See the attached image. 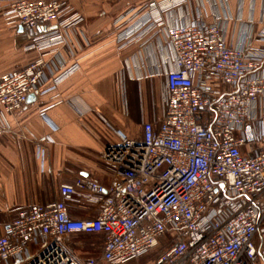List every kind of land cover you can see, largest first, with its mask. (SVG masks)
<instances>
[{"label": "built area", "instance_id": "built-area-1", "mask_svg": "<svg viewBox=\"0 0 264 264\" xmlns=\"http://www.w3.org/2000/svg\"><path fill=\"white\" fill-rule=\"evenodd\" d=\"M0 2L7 4L6 21L27 33V49L39 52L27 67L0 78L1 137L13 132L7 115L22 111L31 95H54L79 69L76 64L55 72V58L83 16L70 0ZM185 3L151 1L142 25L127 32V38L152 31L165 37L174 67L165 74L158 127L108 125L118 141L105 146L102 161L120 181L110 187L63 184L60 201L22 210L4 225L0 264L125 262L159 246L152 264L264 260V48H254L251 38L238 47L227 43L220 23L203 14L167 26L162 13ZM258 38L264 41V30ZM46 110L40 112L45 120ZM35 143L43 161L53 140ZM76 187L103 201L97 217L71 218L66 201ZM74 234L103 235L101 254L79 258L67 242Z\"/></svg>", "mask_w": 264, "mask_h": 264}, {"label": "crops", "instance_id": "crops-1", "mask_svg": "<svg viewBox=\"0 0 264 264\" xmlns=\"http://www.w3.org/2000/svg\"><path fill=\"white\" fill-rule=\"evenodd\" d=\"M151 1L166 0H70L83 22L68 31L55 72L76 64L79 69L54 95H34L22 111L6 116L13 132L0 137V236L4 225L27 207L60 201L63 184L96 181L110 187L120 181L102 161L105 146L118 141L109 124L140 129L146 122L158 127L164 118L165 74L174 67L173 53L155 31L126 37L142 25ZM6 8L0 2V78L39 57L37 50L27 49V33L6 21ZM202 14L207 22L220 23L227 43L238 47L251 38L254 48H264L258 38L264 30V0H186L162 17L173 26ZM56 94L59 103L53 99ZM43 109L47 120L40 115ZM46 136L53 143L46 144L42 161L35 140ZM66 204L71 218L83 219L97 217L104 203L76 187ZM91 239L95 244L82 243ZM67 242L81 259L97 257L94 251L101 254L104 248L101 234H74Z\"/></svg>", "mask_w": 264, "mask_h": 264}, {"label": "rangeland", "instance_id": "rangeland-1", "mask_svg": "<svg viewBox=\"0 0 264 264\" xmlns=\"http://www.w3.org/2000/svg\"><path fill=\"white\" fill-rule=\"evenodd\" d=\"M90 241V242H89ZM95 240L91 239V240H83L82 243H86L87 245H93L95 244ZM170 241L166 240V242H163V245L166 246ZM162 246L157 247L156 249H154L153 251L142 255L141 257H139L138 259H134V260H128L125 262H119V261H112V262H107V263H103V264H152V260L154 259V257L160 253V251L162 250ZM100 255V251H94L93 256H99Z\"/></svg>", "mask_w": 264, "mask_h": 264}, {"label": "water", "instance_id": "water-1", "mask_svg": "<svg viewBox=\"0 0 264 264\" xmlns=\"http://www.w3.org/2000/svg\"><path fill=\"white\" fill-rule=\"evenodd\" d=\"M54 28V27H53ZM23 30V29H22ZM32 99H34V95H31L30 97H29V102L32 100Z\"/></svg>", "mask_w": 264, "mask_h": 264}]
</instances>
